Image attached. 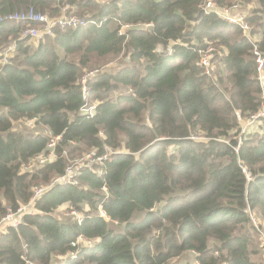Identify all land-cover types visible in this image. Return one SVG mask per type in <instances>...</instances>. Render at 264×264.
<instances>
[{
    "label": "trees",
    "instance_id": "trees-1",
    "mask_svg": "<svg viewBox=\"0 0 264 264\" xmlns=\"http://www.w3.org/2000/svg\"><path fill=\"white\" fill-rule=\"evenodd\" d=\"M206 1L0 0V19L29 10L59 18L68 6L96 23L55 30L34 48L20 39L26 23L0 24V55L11 52L0 63V219L63 176L69 160L105 147L126 152L101 177L94 167L76 186L47 188L36 214L0 236V264H170L184 254L193 264H264L246 213L264 220V120L234 151L237 117L259 111L264 85L253 44L238 26L204 14ZM240 1L257 3L246 23L264 55V0ZM167 46L170 56L157 53ZM123 50L130 65L92 78L89 104L97 107L92 118L78 116L82 75ZM47 135L61 139L58 159L24 171L46 151ZM63 208L82 220L61 219Z\"/></svg>",
    "mask_w": 264,
    "mask_h": 264
},
{
    "label": "built area",
    "instance_id": "built-area-1",
    "mask_svg": "<svg viewBox=\"0 0 264 264\" xmlns=\"http://www.w3.org/2000/svg\"><path fill=\"white\" fill-rule=\"evenodd\" d=\"M96 2H102L103 0H93ZM201 9L204 11V14H214L217 17H219L221 20L238 26L243 36L249 40L254 46L253 54L255 58L256 63V71L258 75V80L262 85L263 84V68H264V55H261V53L256 50L255 43L256 41L252 36L249 35L251 31V26L246 23V17L243 16V14L239 11H237V6H233L232 8H226V7H219V5L214 2L213 0H207L206 3L201 7ZM225 10V11H223ZM9 22V23H26L27 26L25 29L22 30L20 39L21 40H33L36 42H39L47 37H52L54 35L55 30H65V29H77L82 28L87 25H95L96 23L94 21H88L84 17L80 18L79 16L74 15L70 12V9L68 6H65L62 10L61 16L59 18H52L51 16H48L46 14L41 13H35L32 10H29L26 13H15L12 14L6 18L0 19V24ZM146 26V25H142ZM131 26L124 25L122 30L119 31V34H124L125 30H128ZM149 27V26H148ZM14 48V47H13ZM170 47L166 48L169 49ZM166 49H157L158 54H164L161 51H164ZM212 49H209L208 52L201 58L200 64L203 67H207L209 61L212 59ZM10 50H8L6 53L0 55V58L2 57V64H5L7 62V55ZM168 56H170L172 53H166ZM129 54H127L128 59ZM91 74V72L85 71V73L80 78V87H81V93L83 96V100L85 101L84 105L81 107V109L78 112V116H84L87 118H92L94 115V110L96 109L97 105H90L89 102V94H90V88L88 86L89 81L96 75L90 76L88 79L87 75ZM242 118L241 115L237 117V120ZM264 120V92L262 94L261 99V106L257 113L250 115L249 117H246V121L240 126V135L238 138V144L234 148V151L237 152L239 150L240 145L242 144V138L244 135L248 132V130L256 125L257 123H260V121ZM31 125L32 123L29 122ZM258 125V124H257ZM49 141L46 148V151L33 159L29 161V164L24 166V171L30 173L35 170H40L44 168L47 165L53 164L57 159L58 155L55 152V149L57 148V145L59 141L61 140L60 137H53L50 135H47ZM197 136H192L191 140H196ZM241 139V141H240ZM99 152L92 151L91 154L87 155L84 159L81 160V162L77 165H75V168H73V164H70L68 162V165L65 168V172L63 176L56 177L53 179L49 187L51 186H66V185H72L76 186L78 185V177L82 170H90L93 171V168L95 166H100L101 169H97L96 167V175L98 177H101L104 175L105 170V164L111 160V158L125 154V151L121 150H114L111 148H104V151L101 155L98 154ZM66 153L63 152V156ZM49 187H37L34 188L31 196V200L27 205L20 206L16 211H12L11 209L7 210L6 215H4L0 219V236L4 234L9 229H16L18 226H20L23 222V218L25 216H33L36 214V211L34 209L33 203L38 201L43 194L45 193L46 189ZM74 212V211H70ZM76 213V212H74ZM99 217L107 219L104 212L99 209ZM252 224L256 227V221L253 218L252 215L249 216ZM260 236H264L263 231H259ZM264 239V238H263ZM263 246H264V240H263ZM69 257L71 259H74L76 257V253L69 254Z\"/></svg>",
    "mask_w": 264,
    "mask_h": 264
},
{
    "label": "rangeland",
    "instance_id": "rangeland-1",
    "mask_svg": "<svg viewBox=\"0 0 264 264\" xmlns=\"http://www.w3.org/2000/svg\"><path fill=\"white\" fill-rule=\"evenodd\" d=\"M228 1H229V4L226 8H232L233 6H237V11L241 12L244 17L249 16L251 11L253 9H257V7H258L256 2H253L250 4H243L240 0H228ZM223 11H225V10H223ZM140 27H141V29L142 28L143 29H149L148 26H140ZM25 28H26V26L24 27V29ZM28 43H30L32 45V47L34 48L35 47L34 45L37 44L38 42L30 40V42H28ZM9 47H10V45L7 46L6 49H9ZM167 47H169V46H167ZM5 51L6 50L2 51L1 54L6 53L8 50L6 52ZM130 52H131V50H128L126 52H124V50H123L121 52L122 54H120L118 56H114V57L110 56V57H106V58L93 60L91 62V67L87 70V72H91V74H88L86 79H88L90 76H93L95 74L98 75V74L103 73V72L117 73L123 67L129 66L130 65L129 62H124L123 60L127 61L126 60L127 54H131ZM161 52H163L164 55L168 56L166 53H173V49H172V47H170L169 49H166V50L161 51ZM8 54H11V52H8ZM0 63H2L1 60H0ZM117 96H118V94H113V92H112V96H111L112 99H115V97H117ZM88 104H89V102H88ZM90 105H92V104H90ZM245 121H246V118L238 119L237 122H238V128L239 129H240V126H242V124ZM17 127H18V125H17ZM17 127H16L15 131L17 130ZM28 128H30V127H28ZM31 129L34 130L33 128H31ZM248 131H250V130H248ZM202 140H204V138H197L196 140H193V141L200 142ZM240 141H241V139H240ZM91 152L92 151H89L86 153V155H84L85 154L84 153L81 155V157L69 160L70 164H73L74 165L73 168H75V165L79 164L81 162V160L84 159L87 155L91 154ZM172 152H174V150L171 151V153ZM95 167H98L97 169H99V170L101 169L100 166H95ZM252 212H253L252 210H250V211H249V209L246 210L248 217L250 215H252L256 221V227L254 225L253 226L258 230V232L263 231V233H264V220L259 218L257 215H254ZM61 217H62L61 219L71 218L72 220H75L77 222L82 220V218H83L79 213L70 212V210H67L66 208H63L61 210ZM140 218H141V214L138 213L132 218L131 222L137 223V222H139ZM115 227H117V226H115ZM120 231H121V228H116V232H120ZM251 235H252V240L254 241L253 245L256 247H258V246L262 247L260 249L261 250L260 255L258 258H256V260L258 261L261 259V261H263V263H264V246H263L264 236L262 237L260 235H254L253 233H251ZM256 241H258V243H255ZM185 262H187L189 264H193L194 255L184 254L181 257H179L178 259L173 260L170 264H184Z\"/></svg>",
    "mask_w": 264,
    "mask_h": 264
},
{
    "label": "clouds",
    "instance_id": "clouds-1",
    "mask_svg": "<svg viewBox=\"0 0 264 264\" xmlns=\"http://www.w3.org/2000/svg\"><path fill=\"white\" fill-rule=\"evenodd\" d=\"M95 111V110H94ZM93 117V116H92Z\"/></svg>",
    "mask_w": 264,
    "mask_h": 264
}]
</instances>
